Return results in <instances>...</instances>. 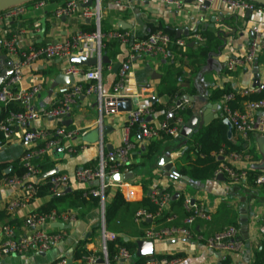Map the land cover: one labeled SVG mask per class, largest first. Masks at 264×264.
Returning a JSON list of instances; mask_svg holds the SVG:
<instances>
[{
	"label": "built area",
	"instance_id": "2783aa9c",
	"mask_svg": "<svg viewBox=\"0 0 264 264\" xmlns=\"http://www.w3.org/2000/svg\"><path fill=\"white\" fill-rule=\"evenodd\" d=\"M134 0H67L66 3L56 11V17H75L81 14L84 19L92 20L96 29L94 32L77 30L71 37L64 40L46 43L41 46L34 44H24L23 30L16 26L14 30L2 36L1 47L9 59L13 61V74L7 76L0 86V130L3 132L5 146L15 141L18 137L24 145V150L20 156V162L26 169L22 178L13 176L0 181V186L9 188H19L18 194L14 196L4 209L9 214H14L19 209H28L36 193L37 184L47 181L50 184L51 195H61L67 188L84 190V196L100 197L104 200L106 191L121 190L127 201H139L144 197V190L140 188L135 181L123 180L114 181L112 177L116 174H124L129 169L132 162L133 151L138 149L136 138L132 136V127L139 125V134L142 139V146L149 142L160 139L163 135L171 137L179 136L184 120L176 117L175 111L187 107L190 100L187 96L175 99L166 108L164 116L156 121L147 120L153 116L155 110L151 106H138L128 112V121L125 128V139L122 146L117 149L105 152L103 149L99 152L95 166H83L76 169L73 173H64L55 169L45 172L40 163L46 158L53 156V151L63 149L69 154L78 152L81 142H76L83 135L84 127L70 128L63 121L73 111L77 99L80 95H92L95 87H100L103 67L101 59L105 48V41H117L128 49L124 61L121 63L114 82L112 91L108 94H101V101L107 98H124L127 95L122 92L129 73L132 70L133 62L137 55H154L164 59L171 57L172 49L181 51L187 47L188 41H195L200 45L207 42V38L196 32L187 38H175L168 33L157 30L139 36L131 30L112 28L102 31L101 8L105 2L114 3L127 9ZM165 3L179 7L187 0H146ZM197 8L204 10L208 5L217 0H189ZM227 7L232 13L237 11H251L259 14L264 13V6L247 0H218ZM48 0H35L31 3L34 10H40L46 7ZM26 5L11 7L0 13V23H10V21H19L27 13ZM264 50V40L255 39L248 47L245 54L238 58L230 60L229 70H235L238 67H245L252 64L261 51ZM85 53V56L92 55L98 58V63L91 68L84 69L83 65L70 64L65 69L66 75L79 76L84 75L89 82L84 84L75 81L67 86L61 97L56 100L51 107L40 110L36 105V99L44 89V80L25 86L24 81L28 70L40 59H70L73 56H79ZM0 64V72L3 70ZM93 82H96L95 84ZM98 82V83H97ZM264 90V84L258 87L250 86L238 90L242 96L259 93ZM235 99L234 93H226L219 99L221 114L229 119L234 131L248 143L251 142V135L259 131L264 135V99L242 101L241 108H234L231 102ZM11 104L17 106L9 108ZM105 108V106L103 105ZM105 110H107L105 108ZM110 112L109 110H107ZM262 113V114H259ZM41 118L52 119L56 122L52 128L34 126ZM0 147V148H1ZM218 157H222L216 176L223 175L225 179L231 182L248 181L249 171L260 161H256L250 152L225 153L221 150ZM246 161L248 167L236 166L237 161ZM133 180V179H132ZM252 185L264 186V171H262L253 180ZM114 189V190H112ZM163 188L154 186L151 189L153 201L158 206V213L168 210L171 202V194L163 192ZM189 196L185 201V208L189 210L190 215L182 220L180 226L159 227L152 224L145 231L142 237L138 238L145 241H166L173 239H185L188 241H198L208 248L219 252V262L226 261L229 256L233 260L228 264H234V256L243 247V241L239 238V228L232 224L224 225L220 230L205 235L195 230L198 220L208 222L213 219L211 211L207 210L205 204L192 203ZM177 215L168 216L167 222H172ZM79 219L78 210L74 209H53L51 212L43 213L35 210H28L23 217L22 225H16L7 221L3 227V240L0 242V263L8 256H22L35 249L39 252H46L54 246L62 243L66 237L65 230L51 231L48 227L53 223L73 224ZM152 221L153 217L145 209L136 212L134 221L139 224L143 220ZM101 236L103 249L107 251L109 241L115 240L117 234L107 228L105 214L102 216L101 224L98 228ZM117 257L133 259L134 254L125 248H120ZM100 257L95 253L83 254L77 259L76 264H99ZM181 257L168 258L162 254L150 255L144 264H178ZM51 264H69V259L60 258ZM73 264V261H72ZM220 264V263H219Z\"/></svg>",
	"mask_w": 264,
	"mask_h": 264
},
{
	"label": "crops",
	"instance_id": "0c3cea01",
	"mask_svg": "<svg viewBox=\"0 0 264 264\" xmlns=\"http://www.w3.org/2000/svg\"><path fill=\"white\" fill-rule=\"evenodd\" d=\"M66 1L48 0L47 6L40 10H34L33 8L27 9L25 16L17 22L10 21L9 24L1 22L0 51H3L1 47L2 36L14 30L16 26L24 31L22 35L24 44L31 43L36 46L64 40L71 37L79 29L85 31V26L92 24L93 21L84 19L81 14H77L75 17H56V11ZM212 19H215V21ZM101 23L102 27L105 25L108 27H104L106 31L112 28H121L131 30L139 36H145L153 32V30L155 31V28H158V30L167 29L171 32V34H168L175 38H187L196 32L200 34L212 33L221 42L219 43L222 46L220 52H218V46L212 48L213 52L217 53L213 57L212 70L205 72L198 78L196 77L197 70L193 68L190 60L185 55L188 48L201 46L195 41H188L184 51L176 49L174 54L172 51L171 57L168 59L154 55H137L127 82L122 90L127 95L126 97L133 100V108L138 106H152L155 103L167 104L168 107L175 99H180L184 96H200L199 90L201 89L207 101L199 103L196 107L198 106L200 108L206 103H212L214 104L212 113H217L220 117L219 100L215 101L211 99L214 88L229 84L237 91H241L255 84L256 73L254 72V62L245 67H238L235 70H229L228 63L230 60L242 57L255 39L264 40V13L252 12L247 14V11L232 13L218 0L211 3L204 10L197 8L189 0L185 1L179 7L155 1L134 0L127 9L114 3L105 2L101 8ZM219 31H223V34L220 36L218 34ZM120 48L121 52L117 55L116 59H109L107 54L103 52L100 62L103 67V74L100 83L97 82L100 87H95L92 95H80L73 111L63 121L70 128L84 127L85 130L81 138L76 140V142H81L77 153L69 154L62 149L53 151V156L50 160L53 162L56 171L71 174L87 163L97 160L101 149L108 152L123 145L128 112H108L102 106L103 102L101 101L102 93L108 94L112 91L119 71V69L115 71L116 65L120 63L121 66V63L128 54L126 47L120 44ZM104 55L107 56L106 61L103 59ZM79 56H85V53ZM259 56H264V50L261 51ZM87 57L95 56L88 55ZM180 58H182V61ZM69 63L70 59H40L33 66V69L28 70L24 81L25 86L31 85L39 79L44 80V89L36 99V105L40 110L51 107L61 97L63 90L67 86H70L60 84L50 92L56 76L61 73L65 74L64 71L69 66ZM205 63L206 61L199 66L205 65ZM258 66V77L261 84H264V62H258ZM91 67L83 65L84 69ZM170 69L172 73L174 69V73L176 70L182 72L178 78L176 77L178 86L180 87V94L172 100L168 96L159 97L158 95V90L162 87L164 78L172 75L171 72L168 73ZM44 70H49L51 73L47 76H42L41 72ZM195 79L197 85H194ZM75 81L84 84L89 83L84 75L75 76ZM93 83L95 84L96 82ZM187 107L192 109L193 103L190 101ZM165 111L166 109L163 111H155L153 116L148 117L147 120L156 121L157 119H161ZM187 120H184V122ZM55 124L56 122L52 119L41 118L34 123V126L52 128ZM259 135H261L260 132L255 131L252 133L251 138L256 140V137ZM188 137L183 136L180 132L179 136L173 137L163 145L165 151L162 154L169 152L176 167L181 160L180 157L183 150L187 147ZM135 138L138 149L133 151L132 162L139 163L141 158L138 155L143 147L141 144L142 139L140 134ZM230 139L236 142L242 139V137L234 131ZM248 145H252V142L248 143ZM23 150L24 145L16 137L14 142L0 148V161L11 163L16 159H20ZM161 155H159L157 161L154 163L150 162L145 166L134 168L135 178L131 182L135 181L143 190V186L139 181H150L149 194H151V189L154 186H159L164 189L169 185H175L178 189H185L187 195L195 199V202L205 204L207 210L212 212L213 218L216 217L220 205L225 203L226 207L231 208L233 212L235 211L238 214L239 238L243 241L242 249L234 256V264H251L257 248L261 247V244L264 242V197L258 193L260 188L264 189V186H254L249 180L229 183L226 179L220 180L217 178L198 185H189V181H179L167 177L164 174V169L158 165ZM236 166L246 168L248 167V163L238 160ZM18 191L19 188L0 186V209H4L7 202L16 196ZM243 197L245 199L244 203L247 205L249 218L247 237L244 236L240 228V207L243 203ZM111 198L112 195L105 196L98 207L87 208L85 214L76 209L79 212V219L73 224H65L64 227L58 226L57 223L50 224L48 228L51 231L65 230L67 232L66 239L59 245L52 247L46 252H39L33 249L22 256H8L0 264H51L60 258H67L72 260L73 264H76L72 253L83 239H90L86 247L100 257L99 264H111L107 251L105 252L103 249L102 239L98 232L102 216L105 214L106 203ZM46 200L48 198L36 199L28 209H19L14 214H10V219L23 221V217L28 210L37 211L39 206ZM198 222V224L196 222L195 226L197 228L196 231H200L205 235L212 234L220 230L224 225L229 224L226 222L221 226L215 227L210 226L208 222L205 223L201 220H198ZM4 224V222H0V242L3 240ZM15 224L20 226L22 222ZM123 237L125 240L134 239L133 236L128 234ZM177 253L184 254V257L181 258L178 264L220 263L219 252L208 248L198 241L179 239L176 243H169V240L156 242V254L174 255ZM133 259L128 260L123 257H116L114 264H131Z\"/></svg>",
	"mask_w": 264,
	"mask_h": 264
},
{
	"label": "trees",
	"instance_id": "16d2710c",
	"mask_svg": "<svg viewBox=\"0 0 264 264\" xmlns=\"http://www.w3.org/2000/svg\"><path fill=\"white\" fill-rule=\"evenodd\" d=\"M33 1L27 2L24 5H29ZM86 32H94L96 27L95 25L89 24L85 26ZM105 28H108L106 25L102 27V31ZM158 28H155V31ZM163 30L171 34L167 29H159ZM154 31V30H153ZM203 36L207 38V42L205 45H201L196 48H188L187 53H185L188 60H190L193 68L198 70L200 64L206 61L208 53L213 51L212 48L214 46L220 47V40L212 33H201ZM173 54L176 52V48L172 49ZM108 56L109 59H116L117 55L121 52L120 43L117 41H105V48L103 50ZM178 53V52H177ZM182 61V58H180ZM258 62H264V56L258 57ZM171 69L168 73H172L168 77L164 78V83L162 87L158 90V95L160 96H168L170 100L174 99L177 95L180 94V87L178 86L177 79L182 72L179 70ZM51 73L49 70H44L41 72L42 76H47ZM175 76V77H174ZM234 93L235 99L231 102L232 107L241 108L242 101L246 99L250 100H259L264 99V90L259 93L250 94L247 96H242L238 93V91L232 88L231 85L226 84L223 87H216L212 91V100H219L223 94L226 93ZM155 111H163L166 109L167 104L155 103L151 106ZM9 108L17 109V106L11 104ZM193 114V110L189 107H183L175 111L176 117H181L183 120L189 119ZM224 116H221L218 119H215L212 123L207 126H204L202 129L193 132L189 135L187 139V147L183 150L182 155L180 157V162L177 165V169L180 174L190 179L188 182L189 185H198L203 182H206L211 179H215L217 169L221 164V160L218 157V154L221 150H224L225 153L229 152H253L256 150L255 139H251L252 146L250 147L248 144L246 145L243 139H239L236 142H233L228 136V126L223 121ZM234 132V129H233ZM139 134V125L136 124L132 127V136L136 137ZM173 137L168 135H163L160 139H155L148 143V145L142 147L140 154L141 161L139 163H131L129 164V169L134 170L138 166H145L147 163H154L157 161L159 155H161L165 151V147L163 146L166 141L171 140ZM4 144V136L3 132L0 130V147ZM257 151V150H256ZM137 156V155H135ZM256 160L261 161L262 155L260 153L256 156ZM97 160L91 161L87 163L85 166H95ZM40 166L45 170V172L51 171L54 169V164L50 160L49 157H46L41 163ZM9 167L12 169L8 172ZM26 169L20 162V159H16L13 162H1L0 161V181L5 178H11L13 176H17L22 178L25 174ZM262 171L253 167L249 171L248 180L253 183V180L260 174ZM179 181H184L181 179H176ZM139 183L143 186L144 197L139 201H127L124 197V194L121 190L111 191L108 189L106 191V195H112L110 201L106 203L105 207V222L107 228L117 234V238L115 240L109 241L107 244V254L109 258V262L111 264L115 263V259L118 255L120 248H125L131 253L134 254V259L131 264H144L145 260L150 256H142L138 257L136 255L137 250V239L142 237L144 231L151 226L152 224H156L159 227L163 226H180L182 225V220L186 216L190 215V211L187 210L184 206L185 201L188 197L185 189H178L175 185H169L168 187L162 189L163 192H168L171 194V202L168 210L162 211L160 214L158 213V206L153 201L151 194H149V183L150 181L141 180ZM50 184L47 181L42 182L41 184H37L36 193L33 197L32 202L36 199L48 198V200L44 201L38 208V211L43 213L51 212L53 209H65L72 208L78 209L81 213L85 214L87 208H95L101 204L100 197L93 196H84V190L81 188L73 189L71 192L61 195H51ZM175 193H179L176 198H173ZM191 195V194H190ZM200 202H196L199 204ZM145 209L147 213H149L153 219L149 221L147 219L143 220L141 223L137 224L134 221L135 214L138 210ZM175 214L177 218L172 222H167L168 216ZM10 214L6 209H0V222L6 223L7 220L11 223H23V221H19L18 219H10ZM200 222V221H199ZM197 221V224L199 223ZM204 222V221H202ZM229 223L239 227L238 214L231 208L226 207L225 203H222L219 207L218 213L215 218H213L210 222V226H221L224 223ZM206 223V222H205ZM197 228H195L196 230ZM131 235L134 237L133 240H125L124 235ZM90 242V239H83L79 242L78 246L73 250L72 256L74 260H77L82 257L83 254L86 253H94V251L89 250L86 247V244ZM162 256L168 258L174 257H184L183 253H177L174 255L164 254ZM233 260L232 256L226 261H221L220 264H228ZM251 264H264V242L261 244V247H258L255 252L254 260Z\"/></svg>",
	"mask_w": 264,
	"mask_h": 264
},
{
	"label": "water",
	"instance_id": "95a60500",
	"mask_svg": "<svg viewBox=\"0 0 264 264\" xmlns=\"http://www.w3.org/2000/svg\"><path fill=\"white\" fill-rule=\"evenodd\" d=\"M33 0H0V13L11 8L14 6H19L22 4H25L27 2H30ZM259 5L264 6V0H247ZM209 6V5H208ZM252 13L251 11H247V14ZM221 16V15H220ZM215 21V19H212ZM219 36L223 34V31L218 32ZM188 35V33H187ZM221 39V37H220ZM223 39V38H222ZM224 40V39H223ZM222 46L219 47L218 52H220L222 49ZM213 51L208 53V56L206 58L205 65L199 66L197 70V78L201 77L205 72L212 70V64H213V57L215 56ZM104 61L107 60V56L104 55L103 57ZM98 63L97 57H87V56H73L70 58V64L74 65H88V66H94ZM255 68L254 72L256 73V79L254 87H258L261 84V81L258 77L259 72V66H258V58L254 61ZM0 64L3 65V70L0 72V86L2 85L3 81L7 78V76L13 74V61L9 59V57L0 51ZM120 67V63H118L115 67V71H118ZM75 81V77L73 75H65L63 73L58 74L56 76V80L53 83L50 92L53 91V88H55L58 85H72ZM194 85H197L196 79L194 80ZM200 96H187L189 100L193 103V114L192 116L183 123L181 134L185 137L189 136L191 133L196 132L200 129H202L204 126L209 125L212 123L215 119L219 118V115L216 113H212L213 105L212 103H206L202 107H196L199 103L206 102L207 98H205V95L202 94L201 89L199 90ZM105 106V108L109 111H118V112H129L133 109V100L129 97L124 98H107L103 102L102 106ZM218 107V105H216ZM224 123L228 126V136L231 138L233 134V127L229 121V119L224 118ZM69 123V121H67ZM256 145L258 147L259 152L262 155V159L260 162L256 163L254 167L258 170L264 171V135H259L256 137ZM63 150V149H62ZM220 160L223 158L220 157ZM158 165L161 166L164 169V174L167 177L173 178V179H181L184 181H190L189 178L183 176L179 173L177 167L175 166L174 162L172 161L170 157L169 152H165L161 155V158L159 159ZM12 169V167H9L8 172ZM135 178V173L133 170L124 173V174H116L112 177L114 181H123V180H132ZM217 179L224 180L225 177L223 175H218ZM71 188H67L62 194H66L71 192ZM179 195V193H175L173 198H176ZM244 197L242 198V205L240 207V228L241 232L244 234L245 237L248 236V228H249V218L247 213V205L244 203ZM192 203L195 202V199L191 200ZM58 226L64 227L65 224L63 223H57ZM178 239L169 240V243H176L178 242ZM156 254V242L155 241H145L142 239L137 240V250L136 255L138 257L146 256V255H153ZM69 264H72V260H69Z\"/></svg>",
	"mask_w": 264,
	"mask_h": 264
},
{
	"label": "rangeland",
	"instance_id": "374dc122",
	"mask_svg": "<svg viewBox=\"0 0 264 264\" xmlns=\"http://www.w3.org/2000/svg\"><path fill=\"white\" fill-rule=\"evenodd\" d=\"M26 7H27L28 9H32L31 4L26 5ZM254 143H255V142H254ZM252 145H253V144H252ZM252 145H250V147H251ZM255 145H256V144H255ZM256 150H257V151H256ZM256 150H254L253 152H250L251 155H253V157H254L255 160H256L255 155L257 156V155L260 153L257 147H256ZM260 155H261V153H260ZM257 161H259V160H257ZM258 193H259L260 196H263V197H264V189L260 188V191H259Z\"/></svg>",
	"mask_w": 264,
	"mask_h": 264
}]
</instances>
